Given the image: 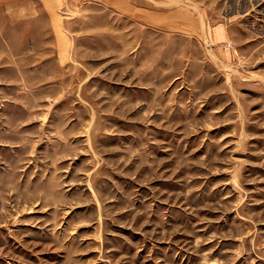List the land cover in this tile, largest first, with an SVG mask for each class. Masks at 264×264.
Instances as JSON below:
<instances>
[{
  "label": "rangeland",
  "instance_id": "374dc122",
  "mask_svg": "<svg viewBox=\"0 0 264 264\" xmlns=\"http://www.w3.org/2000/svg\"><path fill=\"white\" fill-rule=\"evenodd\" d=\"M122 4L0 0V264H264V0Z\"/></svg>",
  "mask_w": 264,
  "mask_h": 264
},
{
  "label": "crops",
  "instance_id": "0c3cea01",
  "mask_svg": "<svg viewBox=\"0 0 264 264\" xmlns=\"http://www.w3.org/2000/svg\"><path fill=\"white\" fill-rule=\"evenodd\" d=\"M97 2L103 3L104 5H108V6H113V8H115V10H119V12L123 11V4H122V0H95ZM41 3H43V5L45 7H48L49 10L53 9L52 7L57 6V0H40ZM122 5V7H121ZM47 8V10H48ZM130 14H132L136 18H139L141 22L145 23L146 26L148 25H153L154 23V13H153V9L152 8H148V6H144L142 5H132V3L128 5V8ZM51 14V12H49ZM201 25V22H200ZM210 35L217 37L218 39L221 38L222 35H225L226 37L229 36V29L228 27L224 28V26H220V24L218 26L213 27L210 30ZM222 39V38H221Z\"/></svg>",
  "mask_w": 264,
  "mask_h": 264
}]
</instances>
